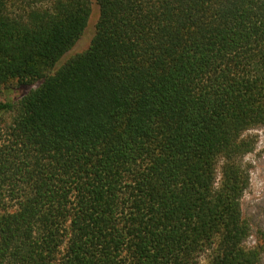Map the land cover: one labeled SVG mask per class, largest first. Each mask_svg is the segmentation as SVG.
Instances as JSON below:
<instances>
[{
  "label": "trees",
  "instance_id": "16d2710c",
  "mask_svg": "<svg viewBox=\"0 0 264 264\" xmlns=\"http://www.w3.org/2000/svg\"><path fill=\"white\" fill-rule=\"evenodd\" d=\"M93 1L0 0V264H262L264 0Z\"/></svg>",
  "mask_w": 264,
  "mask_h": 264
},
{
  "label": "rangeland",
  "instance_id": "374dc122",
  "mask_svg": "<svg viewBox=\"0 0 264 264\" xmlns=\"http://www.w3.org/2000/svg\"><path fill=\"white\" fill-rule=\"evenodd\" d=\"M90 1L91 16L82 38L78 41L76 46L58 62L50 73H54L66 64L71 57L85 52L90 47L95 37L96 26L100 18L99 6L93 0ZM16 4H19L23 10L24 8H34L38 3L37 0H17ZM42 82L43 80H39L34 84L28 86L24 85L18 90L16 88L18 86L17 84H12L9 86L10 88L2 87L0 88V101H19L31 91L37 90L42 85ZM5 118L7 125L3 124L0 126V141L5 140V132L13 123L14 115H7ZM249 134L254 136L256 147L254 152L245 158V164L249 169V187L242 200V210L244 217L250 223L252 229V237L248 241V246L251 247L261 238L260 233H264V127L257 128ZM201 264H210V262L206 257L202 260ZM262 264H264V256Z\"/></svg>",
  "mask_w": 264,
  "mask_h": 264
}]
</instances>
